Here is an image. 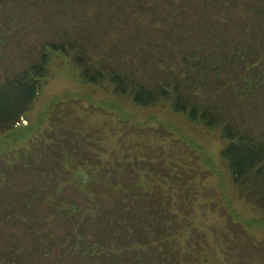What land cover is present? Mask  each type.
<instances>
[{
  "label": "rangeland",
  "instance_id": "1",
  "mask_svg": "<svg viewBox=\"0 0 264 264\" xmlns=\"http://www.w3.org/2000/svg\"><path fill=\"white\" fill-rule=\"evenodd\" d=\"M262 11L264 0H0V80L28 68L44 43L73 42L94 68H114L149 89L168 80L180 83L235 128L264 139ZM50 56L49 77L32 110L11 135H0V157L7 154L0 168L15 166L39 130L55 128L68 136L80 131L71 137L91 165L73 171L60 201L77 199L88 210L84 216L104 206L103 199L111 206L121 196H130L131 207L142 211L172 207L184 223L175 244L194 251L182 264H264V186L260 194L243 195L235 187L221 158L226 142L218 127L192 122L171 102L142 108L117 95L108 81L86 83L71 58ZM120 162L130 164L120 184L126 193L120 185H102L105 178L115 181L106 170ZM77 173L90 185L78 181ZM11 179L12 188H21L27 176L15 171ZM87 191L98 198L92 207ZM142 192L146 198L133 203L132 194ZM40 210L48 221L35 224L46 239H37L29 225L0 226V252L12 253L6 258L17 260L27 250L35 257L31 264L61 262L59 243L49 235H63L74 223L64 211L51 214L46 204ZM66 259L62 264L77 262Z\"/></svg>",
  "mask_w": 264,
  "mask_h": 264
},
{
  "label": "trees",
  "instance_id": "2",
  "mask_svg": "<svg viewBox=\"0 0 264 264\" xmlns=\"http://www.w3.org/2000/svg\"><path fill=\"white\" fill-rule=\"evenodd\" d=\"M260 13L264 14V11ZM51 52L71 58L86 83L103 85L108 81L117 95L129 97L142 108L151 107L160 101L171 102L176 113L187 116L192 122L202 121L211 129L218 127L226 142L221 151V158L231 173L235 187L242 195L245 191H259L260 194L264 186L263 138L235 128L226 118L213 112L211 105L203 106L195 94L183 91L180 83L168 80L149 89L142 83L134 85L127 79L128 76H123L114 68H94L85 54L86 50L73 42L44 43L40 56L28 68L0 80V135H11L26 114L32 110L40 94L42 81L49 77ZM56 114L59 113L51 116L52 122ZM70 133L68 136L55 128L39 130L35 135V143L17 154L15 166L7 170L8 164L2 165L0 226L9 223L29 225L32 226L29 230L37 239H46L47 234L42 230L43 227L35 224L41 221L46 225L49 216L40 212V206L46 204L52 209L51 214L56 216L64 211L69 222L74 223L71 230L63 235L59 234L62 237L56 233L49 235L61 248L63 259L57 264H62L66 258H72L73 262L76 260V264H182L181 259L184 256L191 258L193 250L189 248L183 250L175 244L176 233L178 229L183 228L184 223L180 226L179 213L173 211L172 207L164 210H149L146 207L145 211H142L131 207L130 196H121L115 199L111 206H106L103 199L104 206L96 207L84 216L88 210L84 209V204L79 203L77 199L71 202L59 200L73 171L91 165L85 156L78 153L75 139L71 137L81 136V132L72 130ZM6 157L7 154L0 158L5 161ZM141 164L145 166L144 163ZM114 168L112 172L106 170V175L111 176L115 173V181L107 178L102 180L103 187L110 186L111 190L114 186L123 184L124 173L126 170L130 172V164L120 162ZM15 171L27 176L21 188L15 187L16 185L12 188L10 185L11 174ZM77 175L79 174L75 175L78 181L85 185L89 184L87 180L83 181ZM8 188L11 193L7 192ZM121 191L126 193L127 189L121 186ZM87 192L88 202L92 207V204L98 202V198L93 197L90 191ZM146 196L147 194L143 192L133 193L131 201L140 203ZM10 252V250L5 254L0 252V262L31 264L29 260L31 257L35 258L25 250L24 253L30 258L25 259L22 253L17 260L11 261L6 258L7 255H12Z\"/></svg>",
  "mask_w": 264,
  "mask_h": 264
},
{
  "label": "water",
  "instance_id": "3",
  "mask_svg": "<svg viewBox=\"0 0 264 264\" xmlns=\"http://www.w3.org/2000/svg\"><path fill=\"white\" fill-rule=\"evenodd\" d=\"M77 177L80 178V179H82L83 181H84V180H85V181L87 180V179L85 178L84 173L77 175Z\"/></svg>",
  "mask_w": 264,
  "mask_h": 264
}]
</instances>
